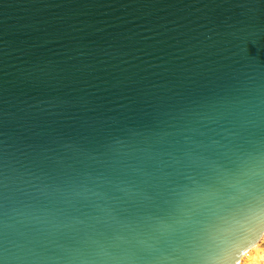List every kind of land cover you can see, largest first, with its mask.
I'll return each instance as SVG.
<instances>
[{
  "label": "water",
  "instance_id": "obj_1",
  "mask_svg": "<svg viewBox=\"0 0 264 264\" xmlns=\"http://www.w3.org/2000/svg\"><path fill=\"white\" fill-rule=\"evenodd\" d=\"M5 264H239L264 234V0H0Z\"/></svg>",
  "mask_w": 264,
  "mask_h": 264
},
{
  "label": "clouds",
  "instance_id": "obj_2",
  "mask_svg": "<svg viewBox=\"0 0 264 264\" xmlns=\"http://www.w3.org/2000/svg\"><path fill=\"white\" fill-rule=\"evenodd\" d=\"M242 264H264V240L260 242L253 253L246 254Z\"/></svg>",
  "mask_w": 264,
  "mask_h": 264
},
{
  "label": "bare ground",
  "instance_id": "obj_3",
  "mask_svg": "<svg viewBox=\"0 0 264 264\" xmlns=\"http://www.w3.org/2000/svg\"><path fill=\"white\" fill-rule=\"evenodd\" d=\"M264 235V234H263ZM263 237V236H262ZM259 243V242H258ZM257 243V244H258ZM257 244L251 248H249L248 250H246L242 255L241 258L239 260V264H242V260L245 258L246 254L250 253L253 249H255V247L257 246Z\"/></svg>",
  "mask_w": 264,
  "mask_h": 264
},
{
  "label": "snow or ice",
  "instance_id": "obj_4",
  "mask_svg": "<svg viewBox=\"0 0 264 264\" xmlns=\"http://www.w3.org/2000/svg\"><path fill=\"white\" fill-rule=\"evenodd\" d=\"M0 235H2V232H0ZM2 246V244H0ZM0 264H5V260L2 256H0Z\"/></svg>",
  "mask_w": 264,
  "mask_h": 264
},
{
  "label": "rangeland",
  "instance_id": "obj_5",
  "mask_svg": "<svg viewBox=\"0 0 264 264\" xmlns=\"http://www.w3.org/2000/svg\"><path fill=\"white\" fill-rule=\"evenodd\" d=\"M262 240H264V235H263V237L261 238V240L259 241V243L257 244V246L255 247V249L258 247V245L260 244V242H261ZM255 249H253L250 253H253V251H254Z\"/></svg>",
  "mask_w": 264,
  "mask_h": 264
}]
</instances>
